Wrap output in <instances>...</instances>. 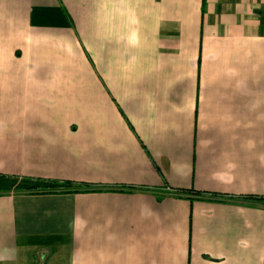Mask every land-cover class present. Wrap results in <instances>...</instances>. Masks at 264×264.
<instances>
[{
    "label": "crops",
    "instance_id": "0c3cea01",
    "mask_svg": "<svg viewBox=\"0 0 264 264\" xmlns=\"http://www.w3.org/2000/svg\"><path fill=\"white\" fill-rule=\"evenodd\" d=\"M34 178L110 189L17 192ZM247 194L264 0H0V264H264Z\"/></svg>",
    "mask_w": 264,
    "mask_h": 264
},
{
    "label": "trees",
    "instance_id": "16d2710c",
    "mask_svg": "<svg viewBox=\"0 0 264 264\" xmlns=\"http://www.w3.org/2000/svg\"><path fill=\"white\" fill-rule=\"evenodd\" d=\"M32 184L20 187L17 192L21 193H76V192H87V191H99L108 190L110 188H103L94 186L87 182H74L70 180H57V179H43L34 178ZM116 190V189H114ZM118 191L135 192V186H120L117 188ZM181 195L189 198L194 196L203 198L204 196L210 199H223L225 196L218 192H205L197 191L193 189H178L176 190ZM194 195V196H191ZM243 198L247 200H256L257 202H264V195L259 194H247Z\"/></svg>",
    "mask_w": 264,
    "mask_h": 264
},
{
    "label": "rangeland",
    "instance_id": "374dc122",
    "mask_svg": "<svg viewBox=\"0 0 264 264\" xmlns=\"http://www.w3.org/2000/svg\"><path fill=\"white\" fill-rule=\"evenodd\" d=\"M57 255H58V256H56L55 258H57V260L59 261L58 263H59V264H63L62 261H63V259L65 258V257H64L65 254L62 255V254H60V252H59ZM40 258H41V257H40ZM55 258H54V259H55ZM39 260H40V259H39ZM36 264H37V261H36Z\"/></svg>",
    "mask_w": 264,
    "mask_h": 264
}]
</instances>
